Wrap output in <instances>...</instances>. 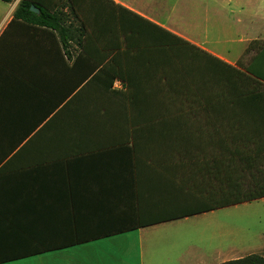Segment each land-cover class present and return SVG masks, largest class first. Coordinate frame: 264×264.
Listing matches in <instances>:
<instances>
[{"label":"crops","instance_id":"crops-1","mask_svg":"<svg viewBox=\"0 0 264 264\" xmlns=\"http://www.w3.org/2000/svg\"><path fill=\"white\" fill-rule=\"evenodd\" d=\"M21 1L14 0L10 4H15L14 7L0 18V38L14 36L18 41L17 59L7 60L5 75L0 76V105L16 106L11 119L8 109L2 115L6 124L1 128H7L5 131L10 135L12 131L13 135H20V118L26 105L37 106L39 112L40 106L46 104L48 100H41L40 91L50 94L64 89L65 94L82 78L88 80L91 70L99 72L106 66L104 57L110 55L105 49L110 46L108 42L120 41L114 37L106 43L105 38L98 37L96 42H89L88 35L80 38L72 34L73 39L68 38L62 44L49 31L21 22H13L17 27L10 36L7 28ZM104 1L174 33L228 64L248 55L253 42H264V0H176L173 5L170 0ZM236 1L239 3L234 5ZM71 2L65 0L58 8L66 12L72 4L79 14L80 7ZM104 16L88 21L81 16L77 18L89 30L90 24L102 26ZM74 23L78 24L68 22ZM236 43L240 44V50L233 48ZM77 57L81 59L74 68ZM131 82V87H135ZM115 86L122 90L125 87L120 81ZM9 87L23 93L32 88L34 95L9 99ZM135 147L114 146L104 151L108 154L91 153L79 146L67 147L66 157L77 156L82 160L71 159L47 167L40 163L32 170L27 165L7 163L0 173V264H131V250L135 252L137 241L131 246L130 241L135 233L139 235L140 264H145V232L170 230L217 211L186 216L190 208L184 205V193L174 178L178 172L164 171L177 164H154L146 159L147 148ZM183 215L186 217L171 219ZM139 223L153 225L125 230ZM109 232L125 233L100 238ZM76 240L83 243L73 242ZM111 246L121 251L112 262L106 253ZM39 250L49 251L36 253Z\"/></svg>","mask_w":264,"mask_h":264},{"label":"rangeland","instance_id":"rangeland-1","mask_svg":"<svg viewBox=\"0 0 264 264\" xmlns=\"http://www.w3.org/2000/svg\"><path fill=\"white\" fill-rule=\"evenodd\" d=\"M64 1L52 0L57 6ZM70 1L80 7V15L73 16L72 11L65 12L64 8L63 11L70 16L71 22H78L72 26L80 31V38L88 35L90 42L103 37L107 43L117 37L120 41L117 44L116 41L108 42L110 46L105 49L110 55L104 57L106 66L99 72L91 70L88 80L82 78L77 86L66 91L68 93L63 94L64 89L50 94L40 91L41 100L48 101L40 106L39 112L37 106L26 105L20 118V135H13V131L10 135L5 131L7 128H1L6 124L3 111L8 109V119H11L16 106L8 104V108H3L0 105V131L3 132L0 173L11 162L27 165L32 170L40 163L47 167L62 165L66 160H82L77 156L66 157L64 149L76 146L91 153L108 154L104 151L111 147L133 144L137 150L147 148L146 159L157 165L162 162L163 166L186 154L192 161L197 150L207 151L205 137L214 130L210 129V121L232 117L235 113L228 105L231 101L220 100L219 107L214 105L220 98L218 92L227 89V83L228 90L236 89L243 78L191 42L170 40L172 48L167 49L163 46L168 45L166 35L153 32L146 23L107 1ZM175 2L170 0L172 5ZM14 5L0 1V18ZM102 14L105 15L104 24H90L89 30L80 22L81 18L80 21L77 18L81 16L88 21L103 17ZM16 27L13 22L9 24L10 36ZM132 28L136 33L133 36L129 34ZM1 39L0 76L4 77L6 62L17 59L18 41L14 36ZM233 48L240 50V44H233ZM252 54L248 51V55L238 57L229 65L240 67V63L246 64ZM76 59L74 68L81 58ZM118 81L125 85L123 90L115 86ZM130 82L135 86L133 92L127 91ZM31 89L23 93L17 92L16 87H9V99L32 97ZM164 171L173 174L178 169L169 167ZM131 236L130 246L137 241L135 252L131 250V264H140L139 235ZM143 239L145 264H223L253 254L264 258V199L192 218L170 230H149ZM120 252L119 248L111 246L106 250L108 260L112 262Z\"/></svg>","mask_w":264,"mask_h":264},{"label":"trees","instance_id":"trees-1","mask_svg":"<svg viewBox=\"0 0 264 264\" xmlns=\"http://www.w3.org/2000/svg\"><path fill=\"white\" fill-rule=\"evenodd\" d=\"M0 1L14 3V0ZM32 7L38 9L39 13H33ZM120 10L146 23L153 32L159 31L166 35L169 38L168 45L163 46L167 49L172 48L173 40L188 44L173 33L130 11L122 8ZM70 11L73 16L78 15L72 4ZM69 17L52 0H22L13 14L12 22H21L35 29L49 31L64 44L68 38L73 39V35H80L79 30L68 24ZM129 34H136L133 28L129 30ZM153 46L156 47V44ZM249 52L254 53L252 58L246 64L240 63V67H232L215 58L218 63L243 78L241 86L233 90H228L227 83V89L222 88L218 92L220 98H217V102H211L219 107L218 101H231L228 105L235 113L232 117L210 121V129L214 130L205 137L209 147L207 151L197 150L196 158L192 161L186 154L179 156L178 161L171 162L177 164L178 173L174 178L184 193V205L190 208L186 210V216L264 199V42H253ZM127 89L128 92H133L129 84ZM185 215L171 219H180L186 217ZM151 225L153 224L139 223L125 230ZM123 233L125 232H109L101 234L100 238ZM73 242L83 243L77 240ZM44 251L49 250H39L36 253ZM225 264H264V258L250 255Z\"/></svg>","mask_w":264,"mask_h":264},{"label":"water","instance_id":"water-1","mask_svg":"<svg viewBox=\"0 0 264 264\" xmlns=\"http://www.w3.org/2000/svg\"><path fill=\"white\" fill-rule=\"evenodd\" d=\"M31 11H32L33 13H35V14H38V13H39V10L36 9V8H34V7L31 8Z\"/></svg>","mask_w":264,"mask_h":264}]
</instances>
